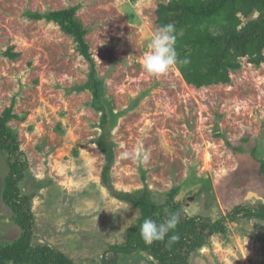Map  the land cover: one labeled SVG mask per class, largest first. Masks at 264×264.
<instances>
[{
    "label": "rangeland",
    "instance_id": "obj_1",
    "mask_svg": "<svg viewBox=\"0 0 264 264\" xmlns=\"http://www.w3.org/2000/svg\"><path fill=\"white\" fill-rule=\"evenodd\" d=\"M172 1L0 0V120L12 111L8 126L28 163L20 186L33 195L35 246L60 250L74 264H101L140 218L113 192L148 188L166 204L178 189L175 199L189 216L213 221L237 206L264 205V63L241 59L230 83L203 88L188 84L181 64L159 77L147 73L143 57L160 28L157 11ZM75 7L102 82L101 104L112 115L109 186L98 144L102 111L88 87L91 64L57 22L27 15ZM124 152L147 153V163ZM6 158L0 150V244L20 235L2 199ZM225 224L227 234L213 236L190 264H264V221ZM118 264L158 262L139 251Z\"/></svg>",
    "mask_w": 264,
    "mask_h": 264
},
{
    "label": "trees",
    "instance_id": "obj_2",
    "mask_svg": "<svg viewBox=\"0 0 264 264\" xmlns=\"http://www.w3.org/2000/svg\"><path fill=\"white\" fill-rule=\"evenodd\" d=\"M77 11L75 7L27 15L34 20L57 22L74 37L80 54L91 64L90 77L93 82L88 87L93 90L102 111V132L98 144L106 159L102 179L109 186L108 175L114 162V151L107 138L112 115L101 104L99 86L102 82L96 79L94 62L85 40L87 31L76 19ZM157 21L160 27L169 23L175 25L178 56L188 61V64H181L183 76L188 84L196 88L230 83V75L241 68V59L247 58L248 63L256 67L264 63V0H173L159 7ZM12 116L9 110L0 120V150L6 154L8 166L2 199L16 214L20 235L12 243L0 244V264L8 260L18 264H74L60 250L33 244V195L24 194L20 186L25 179L28 163L20 149L18 137L8 126ZM260 174L264 178V160H260ZM177 193L178 189L172 190L167 203L158 204L148 188L139 193L113 192L118 200L138 208L140 218L127 242L109 248L101 264H118L121 255H133L139 251L147 253L158 264H190L192 255L208 246L213 236L227 234L225 222L228 219L233 221L241 217L264 221V205L259 208L237 206L217 221L201 216L191 217L176 201ZM176 212L180 213V222L174 231L168 233L164 242L151 245L144 243L139 228L145 218H152L159 223ZM172 235H178L179 239L169 245L167 242Z\"/></svg>",
    "mask_w": 264,
    "mask_h": 264
},
{
    "label": "clouds",
    "instance_id": "obj_3",
    "mask_svg": "<svg viewBox=\"0 0 264 264\" xmlns=\"http://www.w3.org/2000/svg\"><path fill=\"white\" fill-rule=\"evenodd\" d=\"M175 25L169 23L157 29L147 43V51L143 57V67L147 73L159 77L166 74L173 66L187 64L188 61L181 60L176 50ZM125 158L140 163H147L148 154L144 152H124ZM180 222V213L170 214L164 221L157 223L152 218H145L140 225L139 234L144 243L151 245L154 242H164L170 231H174ZM178 235H172L168 244L177 241Z\"/></svg>",
    "mask_w": 264,
    "mask_h": 264
}]
</instances>
